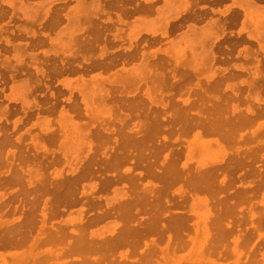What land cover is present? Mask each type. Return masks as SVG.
<instances>
[{
	"label": "bare ground",
	"instance_id": "6f19581e",
	"mask_svg": "<svg viewBox=\"0 0 264 264\" xmlns=\"http://www.w3.org/2000/svg\"><path fill=\"white\" fill-rule=\"evenodd\" d=\"M54 1L56 0H50L44 4L45 10L40 17L35 18L36 14L25 16L29 20V24L40 25ZM170 1L163 0V3L168 5ZM172 1L173 4L180 5L179 12L173 16L160 15L159 31L144 30L145 33L152 36L151 43H154L155 33H158L161 39H165L166 45L162 48L153 46L154 49L143 51L140 45H148L150 42L145 36L146 38L144 37L145 39L139 46L138 44L134 46V51H127L125 54L106 56L108 49L104 44L97 48L94 56L88 54L91 45L88 44V41L85 44L81 35L78 37L77 33L80 30H88L87 35L91 34L95 42L104 38L103 27L100 24L102 21L95 20L98 12L104 11L99 0H90V4L87 5H84V0H75V5L69 11L63 15L60 13L67 22L62 28L63 30L54 32L53 36L47 32L40 34L38 32L37 34L31 28L16 30L20 33L23 31L24 35L32 38L30 43L32 47L40 45L44 41L53 44L56 37L61 38V34L65 33L61 40L62 57L59 55L60 58H58L60 65L53 63L47 74H44L46 71L42 68L36 52L26 54L30 60L28 61L29 65L35 74L55 77L65 70L66 66H63L65 60L76 56L80 57L74 67L70 65L66 69L76 75L72 78L60 79L58 82L61 89L49 90L48 96L54 101L49 103L50 106L41 108L44 114L39 115L38 110L41 105L37 103L33 95L31 100L25 103V106H21L23 112L26 109L35 108L37 110H35L36 118L39 120V124L36 125L39 132L32 134L29 138L32 152H34L29 151L31 152L29 156L40 151L38 156L43 158V154L49 153L51 159L47 163L38 160L36 164L38 167H46L49 164L53 166L60 162L59 158H53L57 150L64 160L68 159L67 141L74 137L77 143L84 148V152L79 157V163L66 176L54 173L49 179L44 176L39 179L26 170L29 177L24 178L25 186L12 190L14 192H12L11 199L21 204L19 208L17 205H12L10 212L18 214L9 220L2 219L6 212L4 207L8 203L4 200L6 193L0 192V250L12 249L7 254L8 263L5 257L0 255L2 264H150V260L153 261V254H157L155 253L157 241L165 242V248L162 250L160 247L157 248L160 249L157 250L160 253L165 250L173 252V250L176 251L190 245L194 241V237L189 235L188 231H195L196 227L194 226L198 224L199 215L205 217L202 222L206 224L204 227L205 239L200 246L203 262L225 264L226 259L231 256V264H264V233L261 232L264 229V209L258 210L251 201V195L255 194V190H259L260 199L257 203L263 204L264 161L262 168L253 166L247 170L249 171L248 175L254 174L256 177H253L256 179L236 181L232 176L235 170L245 165L250 167L251 161H258L264 157V154L259 155L258 153L259 144L264 142L261 139L264 135V122L258 121L254 126L252 125L256 118L264 117V97L259 94L261 89L264 90V4H261L264 0L236 1L237 10L232 13H230V5L224 6L220 10L223 15L220 21L217 22L216 19L210 17L205 22L208 29L200 34L203 37L200 40L202 46L200 44L198 48L191 47L190 44H193V40H189L191 34L196 30H181L180 28H193L189 20L202 19V15L194 14L193 9L192 13L187 15L181 13L190 10V1ZM5 3L11 5L8 2ZM129 3H132L133 6H129ZM152 3V0H132L127 2L128 6H121L128 16L134 8L140 7L144 12L148 9L151 10ZM192 3L193 6H196L195 2ZM90 5L91 8H87ZM12 9H14L13 4ZM58 12L56 9L51 11V16L45 23L46 27H53L60 21L61 16L59 17ZM133 13L135 12L133 11L131 14ZM179 13L181 14L179 15ZM3 15V9L0 8V18ZM142 16L125 22L119 14H116L115 21L125 22L130 29L139 18L143 23L146 21ZM106 18L111 20L109 16ZM74 20L76 24L78 22V29L69 31L68 29L74 25ZM238 21V29L235 27L237 30L232 32L229 27ZM246 24L252 25L251 31L246 29ZM214 27H218L220 30H211ZM179 29L181 31L175 33L174 30L178 31ZM1 31L3 30L0 27V39L4 44L11 45L14 63H20L24 55L20 42L12 43L8 34L1 35ZM115 31L111 37L120 39L121 36L117 34L119 30ZM126 35V48L130 49L132 41L137 38V32L128 31ZM124 36L122 37L125 39ZM218 39L223 40V47L218 48L219 44L216 49L213 44L215 41L218 44ZM205 40L206 45L203 46ZM250 40H254L256 48H251L250 44L248 45ZM139 47H141L140 51ZM186 51H188L187 54ZM218 52L220 54H217ZM42 53L45 56L57 54L53 49H44ZM135 56L138 58L137 62L123 65L124 62L133 60ZM222 59L230 65H215L216 60ZM232 59H238L239 63L232 62ZM117 61L120 62L119 70L115 69L107 76L102 74L103 71L110 70ZM244 61L249 64H243ZM3 64L6 68L14 67L9 64V59L2 53L0 65ZM203 68L209 69L208 74L204 76H202ZM243 70L250 74V78L229 81L232 78L235 79V76L238 77V71ZM88 71L92 72L88 75L89 77H85L84 73ZM190 73L195 77L193 83H190ZM199 76L204 81H200ZM8 77L12 80V74ZM180 79L182 81L177 82ZM38 81L37 78L36 80L26 78L16 82L13 80L12 86L30 94L39 84ZM140 82L144 83L145 87L141 93H136L137 85ZM240 84L246 87L247 94L244 93L245 89L241 91L245 96L239 92ZM42 85L47 89L49 87L46 83H42ZM62 89L67 92L63 98L65 104L56 108L58 100L55 98L63 93ZM73 89L78 95L76 99L71 96ZM173 89L177 93L176 98H165L164 95L171 93L170 90ZM182 93L185 94L183 98L181 97ZM189 93L195 97L190 95L192 97L190 98ZM247 96L250 102L247 101ZM240 103H244L245 106L241 108ZM150 105L156 108L150 109ZM7 111L6 106H3L0 109V117ZM20 119L17 116L10 126L14 127ZM52 123L56 124V127H53ZM31 125H35V123L32 122ZM250 125L252 127L246 129ZM195 127H198L202 133L213 135L217 142H223L226 147H229V150L224 151L221 158L219 156L218 159L197 166H189L187 163L179 161L180 150L168 143L165 133L183 135L190 128ZM25 130L28 131V129ZM2 134L1 145L4 144L2 142L9 140L7 131L6 133L2 131ZM56 139H59L62 148L59 145L60 147L57 146L55 150L47 149L45 145ZM176 139L174 138V141ZM13 140L19 143L21 135H16ZM250 140H254L252 144L246 143ZM107 142L110 144H106ZM63 146H66V149ZM198 147L201 148V146ZM1 148L3 149V147ZM103 148L107 149L103 150ZM203 151L205 152V150ZM3 154H1L2 157H4ZM197 154L199 153L197 152ZM11 155L21 160L26 156L21 151L15 152L14 150ZM25 158L23 159L25 160ZM126 161H134L133 166L121 167L122 163ZM7 163L10 164V161ZM16 168H19L18 164L14 166L15 171ZM33 170L37 171V168H33ZM106 172H108L107 175ZM11 177L12 182L22 183L23 179L20 175L14 173ZM143 179L144 182L141 181ZM85 180H88L89 183L84 188L82 181ZM117 183L120 184L118 187L115 186ZM138 183L140 184L139 191L126 193V189L132 191L131 188L137 186ZM6 184L5 179L0 180V186ZM108 187L121 190L120 199L117 202H107L102 197L103 194H94L104 191ZM230 188L236 190L232 191V194H228ZM199 193L205 194L203 198L206 201L205 204H210V206L201 210L200 214L190 205L187 210H182V207L189 201L191 204ZM242 202L250 204H247L249 205L247 221L243 220V215L238 214L240 212L236 204ZM75 204H80L79 215L72 227H66L59 221L55 224L50 221L57 216L60 206L61 209H66ZM138 212L146 214V217H135ZM163 215H166L165 219H162ZM189 215L196 218L191 224L188 223ZM108 217L118 219L117 228L113 232L102 237L96 236L88 230L89 226ZM199 238L201 239V237ZM196 239L195 243L198 244V237ZM195 243L193 245H196ZM140 244L142 247L138 249ZM41 246L44 247L41 248ZM194 248L192 246L195 251ZM190 258L192 259L193 256ZM170 259L168 258L167 262ZM170 262L173 263L171 260L168 264ZM182 262L184 263V261Z\"/></svg>",
	"mask_w": 264,
	"mask_h": 264
},
{
	"label": "rangeland",
	"instance_id": "374dc122",
	"mask_svg": "<svg viewBox=\"0 0 264 264\" xmlns=\"http://www.w3.org/2000/svg\"><path fill=\"white\" fill-rule=\"evenodd\" d=\"M0 1H1L0 2V8L3 9V14H4L0 18L1 19L0 20V27H1V30H3V31H1V35H4V34L7 35L8 34L7 36L9 37V39H10V41L12 43L20 42V44L22 46V52L24 53V55L22 57V61L20 63H17V64L14 63V58H12L13 51L11 50V47H10L11 45L4 44L3 41H2V39H0V45H1L0 46V56H1L0 59L2 58V53H3L4 56H7V59H9V64L12 65V66H14V67H9V68L7 67L6 68V66H4V64L2 65L3 67L0 65V109L3 106H6V108L8 110L5 113V115H3V116L0 117V128H1L0 129V138L3 135L2 134V131H4L5 133L7 131V135H8V139H9L8 142H2V144L4 143L3 145L0 144V151L2 152V153L0 152V156L2 157L1 154H3L5 152L3 154L4 157H2V161H1V157H0V180H2V179L4 180L5 179V181L7 182L6 185L0 186V192L6 193V195H5L6 197H5L4 200H5L6 203H8V205L4 207V209H6V212L2 216V219L9 220V219H11L12 216H15V215L18 214L17 212H15L14 214H12L10 212L11 211V208H12V205L13 204L14 205H17V207L19 208V206L21 204L20 202H17L16 200L11 199L12 198V192H14L12 190H14L15 188L18 189L20 187H23V185L25 186V179L24 178L29 177V175L26 173V170H29V172H30L31 175L33 174L36 178H39V179L42 176H44L45 178H48L49 179V177L53 176L54 173H59L60 176H66V175L69 174V171L72 168H75L76 165L79 163V157H81V154L84 152V148L80 144L77 143L75 137L74 138H71L69 141H67L68 142L67 143L68 144L67 149H66V146L65 147L63 146V148L66 149V153L69 154L68 155V159L64 160L60 156V152H58V150H57L54 153L53 158H56V159L59 158V161L60 162L55 163L53 166L51 164H49L46 167H38L37 166L38 164H36L38 162V160L41 161V162L47 163V161H49V159H51L49 153H47L46 155L43 154L44 155V156L42 155L43 158H39L40 156H38V155H40V151H38L37 154L35 153L34 155L29 156V153L32 152V148H31L32 144H31L29 138H30V136L32 134L39 132L38 131V127L36 126L37 124H39V120H37V118H36V111L37 110L35 108L26 109L25 112H23V110L21 109V106L22 105L25 106V103L29 102L31 100L32 95H33V97L35 98V100L37 101V103L39 105H41V107L38 110L39 111L38 112L39 115L44 114V112H42V109L41 108H44L46 106H50L49 103H51V102L54 101L53 98H51V97L48 96L49 90H53L54 91L55 89L57 90V88L59 89L60 88V84H59L58 81L60 79H63L64 77H66V78H72V77H74L76 75L74 73L68 72L66 69H67L68 66L70 67V65H71V67H74L75 64L79 61L80 57L76 56V57L68 58L67 60H65L64 63H63V66H66L64 68L65 70H62V73L61 74H57L55 77H53V76L46 77L44 75L41 76L39 73L35 74L33 72V68L29 65V62L28 61H30V60H29V58H28V56L26 54L28 52H36V56H37L38 60L41 61L42 68L45 69V71H46V72H44V74H47L49 67L53 63L57 64L58 66L60 65L59 62H58V58H60V56L62 54L61 53V48H62V42H61V40H62V38H63V36H64L65 33H62L61 34V36H62L61 38L56 37L53 44H51L49 42L47 43L46 41H44L42 44L32 47L30 45L32 38H30V36L24 35L22 33L23 31L21 33L18 32V31H16V30H18V28H22V29H26V30L28 28H31V29H34L35 33H37V34H38V32H39V34L41 32L42 33L43 32H47L50 36H53L54 35L53 34L54 32H57L58 30H63L62 28L64 27V25L66 24L67 21H66V19H64V17L62 15L64 13H66L67 11H69L71 9V7H73L75 5V0H56V1H54L51 4V6H50L49 13H47L45 15V17L42 19L40 25L29 24V20L27 19V17L29 15H32V14H36L35 15L36 16L35 18L40 17L43 14L44 10H45L44 4L47 1H50V0H22L21 2L18 1V0H0ZM89 1L90 0H84V5L90 4ZM104 1H105V3H104ZM128 1H132V0H124L122 2H121V0H119V1L118 0H99V2L102 5L104 11L103 12H98L97 17L95 18V20H97L99 22L102 21V22H100V24L103 27L104 38L101 41H99V42H97V41L95 42V41H93L91 34L87 35L88 30H83V31L80 30L77 33L78 37H79V35H81V37H82V39H83V41H84L85 44L88 41V44L91 45L90 48H89L88 54H90L91 56L92 55L94 56L96 54V52H97V48L100 45H102V44H104L105 47L108 49V53L106 54V56H108L109 54H116V55H119L120 53H124L125 54V52H127V51H134V48H135L134 46L136 44H138V46H139L141 44V42H143V40L146 37H147V39L150 42H149L148 45H143V44L140 45V46H142V50L143 51L148 50V49H154L156 47L162 48V47H164L166 45V42H164L165 39H161V37L159 36L158 33H155L154 34L155 37L153 36V38H155V40H154V43L153 42L151 43L152 36L149 35L148 33H145L144 30L145 29H148L147 31H150V30H158L159 31V27H160V20H159L160 19V15H165V16H171L172 15L173 16L177 12H179V6L180 5H176V3L173 4L172 3L173 2L172 0L168 3V5L164 4L163 3V0H162V3H161V0H152L153 1V3H152V6L153 7L151 6L152 9L151 10L148 9L146 11L147 13L144 12L142 9H140V7H138L137 9L134 8L136 10L133 9V11L135 12V13H133L134 15L131 14L133 12L132 11L127 16L124 13V11L122 10V6L123 7L124 6H128V5L129 6H133L132 3H129L127 5V2ZM133 1H142V0H133ZM154 1L157 2V3H155ZM174 1H176V0H174ZM187 1H190V5H189L190 10L189 11H185V12H181L182 14H186L187 15L190 12L192 13V9H193V11H195V10L205 11V13H203V15H202V19H198L196 21L195 20L194 21L189 20L192 23L193 28H191V29L184 28V27L180 28L181 30H196L195 33L191 34L192 36L190 35L191 36L190 37L191 39H189V40L190 41L193 40L192 41L193 44H190L191 47L198 48L200 44L202 46V42L200 43V40L203 37L200 34L204 30H207L208 29V25H206L205 22L210 17H211V19H216L217 22L220 21L221 18H223V15L220 13V10H222L223 7L226 6V5H230V13H232L234 11L236 12L237 7L235 5V2L236 1H240V0H230V1L229 0H224V1H221V0H211V1L210 0H187ZM5 2H8L11 5H7ZM107 2H109V3H107ZM192 2H195L196 3V6H193V3ZM12 4L14 5V9H12ZM116 4H118V5L116 6ZM153 4H155L156 6L153 5ZM261 4H264V2H262ZM199 5H201V6H199ZM66 6H68V7H66ZM113 6H114V10L112 11ZM87 8H91V5L89 7H87ZM153 8H155V9L153 10ZM54 9H56L57 11H59L58 12L59 17L61 16L60 17V21L56 25H54L53 27H46V24H45L46 23V20L51 16V11L53 12ZM117 9H119V10H117ZM137 10H139V11H137ZM119 11H123V12H119ZM153 11H155V12H153ZM138 12L141 13V14H139ZM151 13H152V15H151ZM181 13H179V15ZM116 14H119L121 16V18L125 22L132 21L133 19L135 20L138 17L142 16V14H143L142 17H145L144 19H146V21H144V23H143L142 21L139 20L140 19L139 18L135 23H133L132 27L129 29V25H127L125 22L123 23V22H116L115 21ZM122 15L125 16V17L123 18ZM220 15H222V16H220ZM25 16H27V17H25ZM107 16H109L111 20H107V18H106ZM130 16H131V19H130ZM79 17L82 20L81 15ZM127 18H129V19H127ZM238 20H239V17H238ZM61 21H63V22H61ZM113 21H114V23H113ZM198 22H200V24H198ZM201 22H203V23H201ZM106 24H109V25H106ZM237 25L239 27V21L236 22L234 25L230 26L229 29L232 30V32H235L238 29ZM106 26H107V28H106ZM235 27H237V29ZM251 27H252V25L251 24H248L246 26V29H250V31H251ZM77 29H78V22L76 24L75 23V20H74V25L72 27H70L68 30L69 31L70 30L74 31V30H77ZM126 29H129V30H126ZM180 29L178 31L177 30H174L175 33L181 31ZM115 30H119L117 34H119L121 36L120 39H118L117 37H115L117 39L111 37V34L114 33V32H116ZM211 30L217 31V30H220V29L218 27H216V28L214 27ZM128 31L129 32L131 31L132 33H136L137 32V38L132 41V43H131L132 44V47H130V49H127L126 48V46H127V35H126V33ZM124 34H125V36H124ZM122 36H124L125 39ZM170 36H172V34H170ZM86 38H88V39H86ZM221 40L222 39H218V44H217V41H215V43L213 44V46H215L214 48L217 49V45H219V44L221 46L219 45L218 48L219 47L220 48L223 47V40L222 41ZM205 42H206V40L204 41L203 46L206 45ZM23 44H25V45H23ZM248 45L251 48L252 47L253 48H256L255 46H257L256 43L254 42V40H250V42L248 43ZM153 46H155V47L153 48ZM235 46H237V45H235ZM237 47H240V46L238 45ZM44 49H53V50L56 51L57 54L55 56L54 55L52 56V54H50L48 56H45L42 53V51ZM138 50L140 51L141 50V47H139ZM138 50H137V54L139 52ZM10 52H11V54H10ZM187 52L188 51H186V54H187ZM217 54H220V53L218 52ZM137 56H135V58L133 60H131V61L124 62L123 65L126 66L129 62H133V63L134 62H137L138 61V58H136ZM222 56H223V54H222ZM75 58H77V59H75ZM10 60H12V61H10ZM73 60H75L76 62L73 61ZM220 61H222V62H220ZM231 61L232 62H235V63H239V60L238 59H236V60L235 59H232ZM223 62L224 61L222 59V60H219V61L216 60L214 63H216L215 65H221V66L222 65L223 66H225V65L226 66L227 65L229 66L230 65L228 62H227L228 64L225 63V62L223 63ZM221 63H223V64H221ZM243 64H247L248 65L249 62L246 63V61H244ZM119 67H120V62L117 61L115 63V65H113V67L110 68V70L103 71L102 74L107 76V74L110 73L111 71H113L115 69L119 70ZM205 69L204 68L202 69L203 70L202 71V76L208 74V72H209L208 71L209 69H206L207 71ZM28 70L30 71L29 73H28ZM15 71H17V72H15ZM91 72L92 71H90V72L88 71L87 73H84V76L85 77H89L88 75ZM238 72H239V74H237L238 77L235 76V79L232 78L229 81H238V78H239V80L250 78L249 77L250 74H248L244 70L243 71H238ZM11 74H12V80H11L10 77H8V75H11ZM120 74L123 75V73H120ZM27 75H29V76H27ZM26 78L29 79V80H31V78H32V80L33 79L36 80V78H37L39 80L38 81L39 84L36 85V88L33 90L34 92L32 91L30 94L24 92V90H20V89L16 88L15 86H12V81L13 80H15V82H16V81H20V80H23V79H26ZM190 78L192 80V81L190 80V83L195 82V77L191 73H190ZM199 80L200 81H204V79L201 78L200 76H199ZM181 81L182 80L180 79L177 82H181ZM42 83L48 84V86H49L48 89L45 88L42 85ZM147 85H149V82H147ZM240 85H241L240 86L241 89H240L239 92L242 95L245 96V94H247V90L245 89L246 87L243 84H240ZM144 87H145L144 86V83L140 82L137 85V91H136V93H141L143 91ZM243 89H245L244 90V93L246 92L245 94L241 92V91H243ZM62 91H63V93L57 95L56 98H55V100H58L57 101L56 108L59 107V105H61V104L62 105L65 104L63 102V98L67 95V92L64 89H62ZM170 91H171V93L165 94L164 97L167 98V99L176 98V96H177L176 91L174 89L173 90H170ZM249 91H251V90H249ZM35 92H36L37 95L35 94ZM75 92L76 91L73 89L72 90V94H71L72 98H74V99L78 98V95ZM192 93H189V97H190V95L193 96V97H195ZM259 94H260L261 97H264V90L261 89V92ZM36 96H37V98H36ZM59 96H60V99L61 100L59 99ZM181 97L182 98L185 97V94L182 93V96ZM190 98H192V97H190ZM246 98L248 99L247 101L250 102V99L248 98V96ZM47 99H50V100L47 101ZM39 100H40V102H39ZM176 101H178V100H176ZM240 106L242 108V107L245 106V104L244 103H242V104L240 103ZM150 107H151L150 109L156 108L153 105H150ZM167 110L169 111V109H167ZM17 116H19L21 118L20 121L14 127L13 126H10V125H12V121ZM258 121H263L264 122V117L262 116L260 118H256L254 120V122L252 123V125L254 126L255 123H257ZM32 122L35 123V125H31ZM52 126L53 127H56V124L54 125V123H52ZM251 127H252L251 125L250 126H247L246 129L251 128ZM25 129H28V131H26ZM199 130L200 129L198 127H195L193 129L190 128L183 135H180V134H177V133H172V134L171 133H169V134H166L165 133V135H166V137L168 139V143L171 144V146H175L176 148H178L180 150L179 161H183V162L187 163L189 166H197V165L202 164V163L205 164V163H207L210 160L218 159L219 156L221 158L222 155L224 154V151L227 152L229 150V147L227 146L228 147L227 148L224 145L223 142H221V141H218L217 142L215 140V138H214L213 135H208L206 133H202ZM18 134L21 135V141L19 143L18 142H15L13 140L14 137L16 135H18ZM174 138H177L176 141H174ZM59 139L58 140L56 139L52 143H47L45 145L46 148L47 149L50 148V149H54V150L57 149V146L60 145L59 144ZM261 139L264 140V135L261 137ZM253 141L254 140H250V141H248L246 143L252 144ZM106 144H110V142H107ZM23 145H25V146H23ZM60 146L62 148V145H60ZM196 146L197 147L198 146H201V148L198 147V149H197ZM1 147H3L4 151H3V149ZM25 149H26V151H25ZM106 149L107 148H103V150H106ZM12 150H14L15 152L21 151L23 154L26 155L23 158L27 157L28 159L25 158V160H24L22 158V160H21V159H17L15 157H12V155H11L12 154ZM203 150H205V152ZM259 150H258L259 155L264 154V142L262 144H259ZM29 151H31V152H29ZM196 151L200 155L197 154ZM218 151H220V152L217 153ZM32 153H34V152H32ZM14 160L15 161L17 160V161L15 162ZM3 161H5V162H3ZM7 161H10V164H8ZM61 161H63V162H61ZM263 161H264V157L261 158L258 161L257 160L256 161H251L250 164L251 163L252 164H251L250 167L247 166V165H245L244 167L235 170V172L232 173L233 180L235 179L236 181H238V180L245 181V180H249L251 178L252 179H256V178H254V177H256L254 174L251 175V176L248 175V172L249 171H247V170H249L253 166H254V168L255 167L262 168ZM194 162H195V164H193ZM15 164H18V166H19L18 169H20V170H18L17 168H16L17 169L16 171L14 170ZM133 164H134V161H129V162L126 161V162L122 163L121 167L133 166ZM51 167H53V168H51ZM33 168H37V171H34ZM14 173L21 176V178L23 179L22 180V183L12 182L13 179H12L11 176ZM105 174L107 175L108 172H106ZM141 181L144 182V179L141 180ZM236 181H234L235 184H237ZM82 183H84L83 185H84V188H85L88 185L89 182H88V180H85V181H82ZM119 185L120 184L117 183V185H115V186L118 187ZM139 188H140V184L138 183L137 186L131 188L132 191L131 190L128 191L126 189V193H129L130 194V192L132 193L133 191H139L140 190ZM123 189L125 190V188H123ZM234 190H236V189L235 188H230V192L228 194H232V191H234ZM258 191L255 190V194H252L251 195V198L254 199V200L251 199V201L253 202L252 204H254V207L261 211V210L264 209V194L262 196V202H263V204H259V203H257V201L260 199V196H259V192ZM120 193H121V190L119 188L117 190H114L112 187H108L104 191L96 192L94 194L95 195H97V194H101L102 195L103 194L102 197H104L107 202L114 203V202H117L118 199H120V196H119ZM204 195L205 194H203V193L202 194L201 193L197 194L196 197L191 202V204H190V201H189L188 203H186L182 207L183 208L182 210H187L188 207H189V205H190V207H192L194 210H196L199 214L202 213L201 210H204V208L210 206V204H205L206 201H204V199H203L204 198ZM10 202H11V204H9ZM39 202H41V200H39ZM39 202H38V206L40 204ZM247 204H249V203L248 202H242V203L236 204L238 206L237 207L238 208V211L240 212L238 214L243 215L242 218H243L244 221L245 220L247 221V219L249 217L248 216V212H247V208L249 207L250 204L249 205H247ZM25 206H27V205L25 204ZM79 207H80V204L71 205L69 208H66V209L65 208L64 209H61V206H60L59 207V210H60L59 213L57 214L56 217L52 218V220H50V221H52L54 224L57 223V221H59L60 224L63 223L66 227H72L76 223V221L78 219V215H79L78 214V209H79ZM66 210H67V212H66ZM140 216L145 218L146 217V214L139 213V212L135 214V217H140ZM189 216H190V220L188 221V223L191 224L196 218L193 217V215H189ZM38 217L39 216L37 215V219H38ZM165 217H166V215H163L162 216V219H165ZM203 219H205V217L203 218L202 215H199L198 218H197V223L198 224L196 226H194V227H196L195 228V231L194 232H191V230L188 231V234L189 235H192L194 237V241L190 245H186V246H184V247H182L180 249H177L176 251L173 250L174 253L173 252H169V250L162 251L161 253L160 252H157V250H158L157 248L160 247L161 250L163 248H165V242L163 240L157 241V247L155 248L156 249L155 250V253H157L158 255L157 254H153V256H154V257L152 256L153 261H151L152 260L151 259L150 260V264H154L155 262H157L156 264H165V263L168 264V262L171 261V260L173 261V263L170 262L171 264H181V263L182 264H186V263L187 264H208L206 262H203L202 261V258H201V256L203 255V253H202V248L200 246L202 245L201 243L204 242L203 239H205V236H204V227L206 226V224L204 222H202ZM117 222H118V219L113 218V217H108V218L103 219V221L102 220L101 221H98L95 224L89 226V229L88 230L92 234H94L96 236H102V237H104V236L108 235L110 232H113L114 229L117 228V225H118ZM231 222H232V220H231ZM241 224H243V223H241ZM261 232L264 233V229L261 230ZM197 237L199 239L198 240V244L200 243L199 245L195 243L196 242L195 239ZM199 237H201L202 240ZM193 243H195L196 245H193ZM169 246H171V245H169ZM192 246H193V248L196 246L197 249L194 248L195 249V251H194L192 249ZM43 247L41 246V248H43ZM141 247H142V244H140V246L138 247V249H140ZM166 249H169V248H166ZM119 250L121 251L122 249H119ZM10 251H12V249H10V250H0V255H3L5 257V260H6L7 263L9 262V258L7 257V254ZM190 253L191 254L193 253V255H191ZM156 255H157V257H156ZM191 256H193L194 259L193 258L191 259L190 258ZM164 257H165L166 260L164 259ZM168 258H171V259L168 260V262H167V259ZM154 260H156V261H154ZM231 260H232V257L230 256L229 258L226 259L225 264H231ZM182 261H184V263ZM0 264H2L1 263V260H0Z\"/></svg>",
	"mask_w": 264,
	"mask_h": 264
},
{
	"label": "flooded vegetation",
	"instance_id": "af4514ba",
	"mask_svg": "<svg viewBox=\"0 0 264 264\" xmlns=\"http://www.w3.org/2000/svg\"><path fill=\"white\" fill-rule=\"evenodd\" d=\"M201 6V5H199ZM203 13H205V11H199V10H195L194 11V14H200V15H203Z\"/></svg>",
	"mask_w": 264,
	"mask_h": 264
}]
</instances>
